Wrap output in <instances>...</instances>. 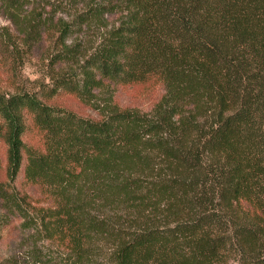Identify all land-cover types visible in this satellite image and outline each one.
I'll return each instance as SVG.
<instances>
[{
  "label": "trees",
  "instance_id": "trees-1",
  "mask_svg": "<svg viewBox=\"0 0 264 264\" xmlns=\"http://www.w3.org/2000/svg\"><path fill=\"white\" fill-rule=\"evenodd\" d=\"M40 1L0 0V18ZM69 1L72 20L22 29L61 45L50 82L0 92L5 210L29 212L21 173L51 198L35 211L55 253L32 264H264V0ZM89 27L87 50L66 44ZM119 86L164 93L145 112Z\"/></svg>",
  "mask_w": 264,
  "mask_h": 264
},
{
  "label": "rangeland",
  "instance_id": "rangeland-1",
  "mask_svg": "<svg viewBox=\"0 0 264 264\" xmlns=\"http://www.w3.org/2000/svg\"><path fill=\"white\" fill-rule=\"evenodd\" d=\"M81 7L82 3L76 6L69 0H42L27 5L19 16L14 18L9 13H2L0 26L2 32L10 37V40L7 39V46L11 45V47L6 46L5 50L0 48V92L16 93L20 90H38L42 83L50 82L48 75L55 71L51 69L54 67L51 66L49 59L51 49L60 50L61 45L56 43L54 46L53 33L44 34L43 30L39 32V37L42 35L41 39L32 43L27 42L22 29L26 23L38 17L46 16L53 18L54 21L60 19L70 21L72 20L70 14H74ZM114 21L115 16L108 17L107 22ZM99 35L100 30L97 27L84 28V31L71 35L66 44L69 46L80 44L79 48L87 50L92 46V42H96ZM64 66V63L58 65L59 69ZM149 88L119 86L116 88L115 100L122 106L137 107L145 112H151L156 100L164 93V88L162 86L152 90ZM57 100H70L73 103L72 107L82 115L96 116L91 108L78 104L76 99L59 97ZM154 162L157 163L159 160L154 159ZM160 166L162 165L159 164L157 168L143 172V175L152 176L158 171L161 172ZM0 180L9 181L4 173ZM13 185L16 191L26 198V204H24L29 212H26L25 217L12 214L5 210L4 202L0 198V215L6 218H3L2 223L0 222V264H32L44 261L52 252L55 253V245L44 237L35 210L49 206L51 198L40 187L23 181L22 173ZM114 213L115 211L110 212V214ZM127 213L123 211V214Z\"/></svg>",
  "mask_w": 264,
  "mask_h": 264
}]
</instances>
